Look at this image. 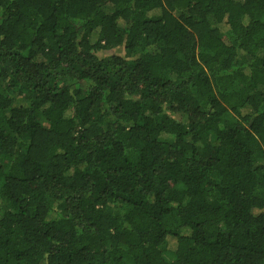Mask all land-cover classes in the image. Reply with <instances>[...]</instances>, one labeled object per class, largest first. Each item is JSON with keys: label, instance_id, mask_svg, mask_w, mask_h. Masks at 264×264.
<instances>
[{"label": "trees", "instance_id": "1", "mask_svg": "<svg viewBox=\"0 0 264 264\" xmlns=\"http://www.w3.org/2000/svg\"><path fill=\"white\" fill-rule=\"evenodd\" d=\"M0 264H264V0H0Z\"/></svg>", "mask_w": 264, "mask_h": 264}, {"label": "rangeland", "instance_id": "2", "mask_svg": "<svg viewBox=\"0 0 264 264\" xmlns=\"http://www.w3.org/2000/svg\"><path fill=\"white\" fill-rule=\"evenodd\" d=\"M117 51V53H119V52H121V53H123V48H117V49H114L113 51L111 50V51H109L110 53H115ZM109 52H107V53H109ZM106 52H102V56H104V55H108ZM109 53V54H110Z\"/></svg>", "mask_w": 264, "mask_h": 264}]
</instances>
